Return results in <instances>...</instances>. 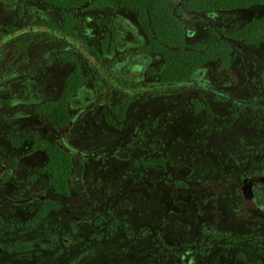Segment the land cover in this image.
<instances>
[{
	"label": "flooded vegetation",
	"instance_id": "1",
	"mask_svg": "<svg viewBox=\"0 0 264 264\" xmlns=\"http://www.w3.org/2000/svg\"><path fill=\"white\" fill-rule=\"evenodd\" d=\"M205 3L0 0V217L73 237L61 263L264 264V32L232 36L264 15L228 35L192 21L264 3ZM169 54L187 61L166 76ZM20 236L25 263L37 250Z\"/></svg>",
	"mask_w": 264,
	"mask_h": 264
},
{
	"label": "rangeland",
	"instance_id": "2",
	"mask_svg": "<svg viewBox=\"0 0 264 264\" xmlns=\"http://www.w3.org/2000/svg\"><path fill=\"white\" fill-rule=\"evenodd\" d=\"M264 15V9L261 7H255L252 6L247 10H239V11H235L233 13H225L224 16V22L222 20L219 19V23L220 24H216L214 22V20H216L215 16H210L209 19L205 18V17H192V21L193 24H195L196 26H203L205 25V22L210 20L213 22L214 25L216 26H220L222 24H224V26L226 27V30H224V34L228 35V33H230V31L234 28L237 27H241L245 21L250 20L253 17H261ZM198 21H201L200 23H196ZM208 41V39L206 40ZM227 41V40H226ZM225 47V46H224ZM238 48V46L236 44H232L231 45V51L235 52L236 49ZM255 50L258 49H249V50H245V52H254ZM249 56V55H248ZM220 66V65H218ZM215 67V66H214ZM213 67V68H214ZM231 67H237V66H231ZM211 76H213L214 78H216L220 72L219 71H211ZM232 72V70H231ZM198 80H201V77L198 78ZM233 83H238L240 81L238 76H233L232 79ZM55 86V85H53ZM251 117V114L249 112H245L244 117L245 119ZM242 122H244V120H242ZM264 123V122H263ZM207 125V124H206ZM247 126V124H245ZM251 130V128H249ZM248 131V130H245ZM260 139V137L258 136L257 139L255 141H258ZM249 152H243V157L245 155H247ZM197 162L201 165V166H205L206 164H211L212 167L215 168L214 164L209 160V156H204L203 153H201V155L198 156V160ZM213 168V169H214ZM130 188V187H129ZM73 190H75V192L78 191V188L75 186L73 188ZM130 189L126 190L127 194L126 196H130L129 193ZM131 191V190H130ZM74 196H76L79 199V196L77 193H74ZM147 207L151 208L152 205L157 204V202H154L153 200H148L146 201ZM2 208H4V205H1ZM82 209L83 205L81 206ZM155 209L158 210L159 205H155L154 206ZM36 206L32 205V208H30L28 211H33L35 210ZM189 208H192L189 207ZM209 208V206H208ZM85 210V209H84ZM209 210H211L209 208ZM23 214V213H21ZM190 215V214H189ZM199 214L194 211L193 215H191L189 217V219H193V227H192V231L193 234H195L197 232V227H196V222H197V217ZM197 216V217H195ZM208 221L213 220V217L211 216V214H206ZM34 219V218H33ZM0 220H2V224L0 225V264H78L76 262L77 259H67L66 261L62 262L60 260H58L61 255L62 252L64 250V246H71L73 243L72 238L70 236H64L62 237V239L59 241L56 238V234H54L53 232L50 231H44V225L43 223L38 225L37 228L35 227V221L37 222V219L32 220V218H28L27 220L23 219L20 220L19 217L15 216V215H11V216H5V217H0ZM32 221L31 223H28ZM28 223V224H27ZM30 227L32 228V230H30ZM74 234L78 235V232H75ZM20 236L21 239H24L27 241L28 245H29V251L33 250H37L35 252H33L31 255L28 252V254L26 255L24 261L25 263L21 262V258L16 254L17 250H14V243H13V237L14 236ZM50 247L49 251H46L48 249V247ZM31 249V250H30ZM91 253V252H90ZM89 253V254H90ZM26 253H19V255L21 257L25 256ZM86 255V253H83L82 255H85L84 257H86V259H90L89 256L90 255ZM12 255L15 256V258H12ZM91 257V256H90ZM58 260V261H57ZM83 264H93L92 262H85Z\"/></svg>",
	"mask_w": 264,
	"mask_h": 264
},
{
	"label": "trees",
	"instance_id": "3",
	"mask_svg": "<svg viewBox=\"0 0 264 264\" xmlns=\"http://www.w3.org/2000/svg\"><path fill=\"white\" fill-rule=\"evenodd\" d=\"M216 2H218V0H209V3H205L204 5L210 6L212 8H215V7L231 8V7H236V6H246L251 2L264 3V0H223V2L219 5ZM212 3H215V5L214 6L210 5ZM204 5L202 4L201 7L206 8ZM263 32H264V17L260 18V19H255L254 21L248 23L247 25L242 27L240 30L236 31V33L233 34L232 36L237 37V38H243V37L258 38L263 34ZM164 35L166 37H171V36H175L176 38L181 37L180 30L178 28L173 29L170 26H167L164 29ZM205 51L207 52V55H208L207 59L213 57L214 49L212 47H209L208 50H205ZM227 51L228 50L225 49V52H227ZM199 56L200 55H198V54L192 55L191 61H192L193 67H195L199 64V61H200V60H198ZM172 60L173 59H171V55L169 54V58L167 59V63H166L167 66H166V69L164 71V74L166 76H169L170 70H171V68H173V66L176 69H177V66H180L179 64H182V66H184L186 64L187 57H185V56L177 57L175 59V63L177 66L175 64L173 66H171ZM204 60H206V59H204ZM171 77L187 78L188 76H186L185 74H181V73L180 74L179 73L173 74V72H171ZM50 160H51V164H54L55 166L58 164V165L62 166V168H66L65 172L57 171L56 174H57V179H59L60 176H63L64 189L62 188V191L67 190V188L65 187V179L68 175V169H69L68 167L70 165V162H67L65 160V158H63L61 156L60 157H56V156L50 157Z\"/></svg>",
	"mask_w": 264,
	"mask_h": 264
}]
</instances>
